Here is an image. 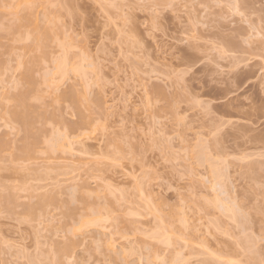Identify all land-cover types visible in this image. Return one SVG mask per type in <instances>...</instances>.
<instances>
[{
    "label": "rangeland",
    "instance_id": "1",
    "mask_svg": "<svg viewBox=\"0 0 264 264\" xmlns=\"http://www.w3.org/2000/svg\"><path fill=\"white\" fill-rule=\"evenodd\" d=\"M10 1L2 28L29 7L53 39L18 85L33 53L0 26V264H264V0ZM70 86L87 105L60 118ZM18 89L40 97L34 136L3 116ZM84 200L99 221L79 225Z\"/></svg>",
    "mask_w": 264,
    "mask_h": 264
},
{
    "label": "bare ground",
    "instance_id": "2",
    "mask_svg": "<svg viewBox=\"0 0 264 264\" xmlns=\"http://www.w3.org/2000/svg\"><path fill=\"white\" fill-rule=\"evenodd\" d=\"M20 1H21V3H22V0H19L18 1V3H17V5H19V4H21L20 3ZM26 1V0H25ZM25 1H23V3L22 4H24V2ZM158 1V0H157ZM160 1V0H159ZM159 1H158V4H159ZM245 1V0H244ZM7 2L8 3H6L5 2V0H0V14L1 15H3V11H4V9H5V7H8V6H10V4H11V1L10 0H7ZM10 2V3H9ZM27 2H31V0H27ZM26 2V3H27ZM155 3H157L156 2V0L154 1ZM162 2H163V0H162ZM164 2H165V0H164ZM25 3V4H26ZM162 4V3H161ZM235 5V4H234ZM235 7H236V5H235ZM2 9V10H1ZM233 9V8H232ZM235 9V8H234ZM17 13V12H16ZM1 15H0V22H1V19H2V17H1ZM17 15V14H16ZM57 17V16H56ZM58 18V17H57ZM56 18V19H57ZM16 19L17 20H15V18H14V20H12V24L10 23V25L9 24H7V26H10L9 28L8 27H3L2 28V26H1V23H0V26H1V29L3 30L4 28L6 29H8L9 31L7 32L5 29V32L6 33H10L11 34V32H12V39L14 40V35L16 36V35H18V36H16L17 38H18V40H15V41H28V44H26V45H28L29 46V52L30 53H33V54H30L27 58H26V60H22V61H20V59H17V64H16V68H20V69H22L21 71H20V75H19V82H20V80H22V79H31V78H33L34 77V70H35V68L36 67H38L39 66V61H40V59H41V56L43 57L44 55H45V53H46V50H47V45L50 43V41H52V39H53V27L51 26V24H50V20H45V19H42V20H39L35 15H33V13H32V10H30V8L29 7H26L25 8V11H24V13L23 14H20V15H17V17H16ZM56 19L54 20L55 22H56ZM53 20V19H52ZM54 21H53V23H54ZM234 30V29H233ZM238 30V29H237ZM1 31V30H0ZM4 31H2V33H5ZM231 33H233V32H231ZM218 34V33H217ZM221 35H223L222 33H221ZM228 35V34H227ZM234 35V34H233ZM215 36V35H214ZM213 36V37H214ZM15 37V38H16ZM218 37V36H217ZM222 38L224 37V36H221ZM20 38H22V40L20 39ZM221 38V39H222ZM215 39V38H214ZM224 39V38H223ZM222 39V40H223ZM225 39H226V37H225ZM223 40V42H225L226 41V43H224V44H226L225 46L226 47H229V46H233V44L235 43H232L233 42V40H234V38H232V39H230L232 42H230V41H228V40ZM218 40L220 41V39L218 38ZM215 42L217 41V39L216 40H214ZM212 42H213V40H212ZM220 42H222V41H220ZM220 42L218 43L219 45H220ZM223 42H222V44H223ZM24 44L26 43V42H23ZM214 43V42H213ZM217 43V42H216ZM237 44V43H236ZM214 45H216V44H214ZM218 46V45H217ZM235 46H237V45H235ZM235 46L234 47H232V48H235ZM25 47H27V46H25ZM220 47H222V46H219V48ZM225 47V48H226ZM231 47H229V48H231ZM242 47V46H241ZM240 47V48H241ZM218 48V47H217ZM216 48V49H217ZM236 49L238 50L239 48H237L236 47ZM236 49L234 50L235 52H236ZM218 50H220V49H218ZM222 50L223 51H225V49L224 48H222ZM227 51H231V50H229L228 48H227ZM233 51V50H232ZM220 52V51H219ZM220 53H222V52H220ZM225 53V52H224ZM230 53V52H229ZM229 53H226V55L227 54H229ZM234 53V52H233ZM223 54V53H222ZM231 54V53H230ZM63 55H65V56H63ZM62 55V57L60 58L59 57V59L60 60H57L56 61V65H55V69H53V73L54 74H56L57 76H58V79L60 78L61 79V77L63 78L65 75V73H67V69H69L68 67H67V64L65 63V58H66V53L65 54H63ZM229 56V55H228ZM67 68V69H66ZM54 74H53V76H51V77H49V78H44L43 80L44 81H46L47 82V84H48V88L49 87H51L52 88V90L54 89V88H57L56 86L57 85H55V82L58 80L57 79V77H56V80H55V78H54ZM48 77V76H47ZM18 82V80L16 79L15 80V84H16V86L17 87H21V86H18V85H21V82H20V84H18L19 83ZM57 83V82H56ZM18 84V85H17ZM28 84V83H27ZM25 85V84H24ZM32 85V88L33 89H35L36 88V84H31ZM82 85H84V84H82ZM86 85V84H85ZM85 85H84V89H85ZM15 86V85H14ZM15 86V87H16ZM70 88H71V86H70ZM81 89V92L78 90V89H76V88H71L72 89V91L71 90H68V91H70L71 92V95H70V97L71 98H73L72 100H69L70 101V103H69V105H67V104H62V107L64 108L63 110H62V107H61V109H59V112L62 110L63 112H61L62 114H57L60 118L63 116V113H65L64 111H65V108L67 109L68 108V106H74L75 108H79L81 111L80 112H83V110H84V108L86 107V102H87V96H85L86 95V93H84V91H82V90H84V89ZM73 89H74V91H73ZM76 89V90H75ZM21 90V89H20ZM19 89L17 90V91H19V93L17 94H15V97H14V99H13V101H12V104L10 105L11 106V108H10V106L8 107L9 109H7L6 110V112H3L4 114H3V116L6 114V113H8L9 114V116L10 117H12L13 118V120L16 122V124H18L19 126H20V128L23 130V132H24V134H26V135H33L34 136V132L36 131L35 129V124L37 123V117L39 116V114H40V111H38V110H36V107L38 106L39 108L41 107V105H42V103H41V101H40V97H39V95H37V93L36 94H33V95H29L28 93H27V90H21L20 91ZM77 91H79V92H77ZM72 92H74L73 94H72ZM68 93L69 92H67L65 95H68ZM75 93H76V96H75ZM70 94V93H69ZM55 97V101H56V97H57V94L54 96ZM75 98H76V100H75ZM76 101V103H73V102H75ZM67 102V101H66ZM44 103V102H43ZM73 104V105H72ZM77 104V105H76ZM84 104H86V105H84ZM85 106V107H84ZM84 107V108H83ZM81 108H83V109H81ZM5 111V110H4ZM58 113V112H57ZM40 119V118H39ZM41 120V119H40ZM46 121V120H45ZM47 122V121H46ZM67 124V125H66ZM39 125V122H38V124H37V126ZM69 125V126H68ZM65 126L67 127V128H70L71 127V124H68V122H66L65 123ZM65 127V128H66ZM19 128V127H18ZM19 128V129H20ZM64 129V128H63ZM67 131L69 130V129H66ZM66 130H63L62 132L60 131V133L58 132V135L56 136V139H54L56 142V146H62V145H64V144H60V143H58L60 140H66V141H68V136H69V133L67 134V132H66ZM58 131V130H57ZM69 132V131H68ZM70 137V136H69ZM258 137V136H257ZM256 137V140L258 139ZM253 138H255V137H253ZM264 139V138H263ZM53 140V141H54ZM58 140V141H57ZM251 140H252V138H251ZM259 141H261V139L259 140ZM262 143L264 142V141H261ZM55 143L53 142V143H51L49 146L51 147H49V146H47V151L49 150V152H51V151H53V150H55V147H54V145H55ZM68 144H69V142H67ZM54 144V145H53ZM51 145H53V146H51ZM263 145V144H262ZM57 148V147H56ZM50 149H53V150H50ZM25 153H28V152H30L29 151V147H26V148H24V150H23ZM84 151H86V153H87V149H85ZM54 152V151H53ZM89 153V152H88ZM206 158H208V156L206 157ZM210 158V157H209ZM218 171V170H217ZM214 174L216 175V171L214 170ZM217 174H219V176L218 175H216V177L218 176V177H221L222 176V174L220 175V172L219 173H217ZM218 179V178H217ZM11 189V188H10ZM9 189V187L8 186H6V185H4V184H1L0 183V195H2V193L5 191V200H4V203L5 204H7L6 206H9L10 205V201H11V199L13 198V194H12V192H11V190ZM7 190V191H6ZM53 197V196H52ZM52 197H47V198H49V199H47V198H43V200H41L42 201V204H41V201H38L37 203H38V205H37V203H36V206L34 205V204H29V207H27L26 208V211L28 210L29 212H27V213H29V215H31V213L32 212H34V213H32V215H34V214H36L37 213V209H40V210H42V208H41V206H45V205H43V202H47V203H49L48 202V200L49 201H51V200H53V198ZM51 199V200H50ZM219 201V200H218ZM0 203H3L2 202V200H1V196H0ZM9 204V205H8ZM90 204H92V203H89L88 201H86V200H84V209H85V214H89V216H91L89 219H82L80 222H79V225H84V224H91V223H95V222H97V221H99L100 220V217H101V210L99 209V208H96V207H94V205L92 206V205H90ZM33 205V206H32ZM28 206V205H27ZM32 206V207H31ZM39 206V207H38ZM47 206V205H46ZM37 207V209H35ZM221 207H223V205L221 206ZM230 207V206H229ZM229 207H226V210L228 211L229 209ZM33 208V209H32ZM225 209V208H224ZM231 211H233L234 209L231 207ZM236 210V209H235ZM230 211V210H229ZM36 212V213H35ZM235 212H237V211H234V212H230V213H233V215H235ZM93 216V217H92ZM235 217V216H234ZM232 218H233V216H232ZM79 225L77 226V227H79ZM161 225V226H160ZM163 224L161 223V224H158V225H156L155 227H156V229L157 230H159V232H156L155 231V235H153L152 234V231L153 230H155V228L151 231V234L153 235V236H155L154 237V239H156L157 240V242L158 243H164V244H171L170 243V238H168L169 237V235L168 234H170L169 232V230H167L168 231V233L166 234L165 232L166 231H163V230H166V228H164L165 226H162ZM160 226V227H159ZM164 228V229H163ZM75 229V228H74ZM74 229H73V231H74ZM168 229V228H167ZM73 231H72V233H73ZM163 233H162V232ZM156 233H159L157 236H156ZM167 235V236H165V234ZM151 235V236H152ZM152 236V237H153ZM107 245V247H109V245H111V243H107L106 244ZM61 246H59L58 248H60ZM61 251L59 250V249H57V251H59V252H61V253H59V252H55V253H58V255L57 256H60V258L62 259V257L63 256H61L62 254H64V252H65V250L67 249V248H65V247H61ZM64 250V251H63ZM61 254V255H60ZM59 258V259H60ZM60 259V260H61ZM124 259V258H123ZM123 259H122V261H123ZM259 259H261V258H259ZM261 261V260H260ZM260 261L258 262V263H260Z\"/></svg>",
    "mask_w": 264,
    "mask_h": 264
}]
</instances>
